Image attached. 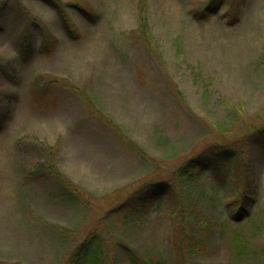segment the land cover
Returning <instances> with one entry per match:
<instances>
[{
  "label": "rangeland",
  "instance_id": "374dc122",
  "mask_svg": "<svg viewBox=\"0 0 264 264\" xmlns=\"http://www.w3.org/2000/svg\"><path fill=\"white\" fill-rule=\"evenodd\" d=\"M0 121V264H264V0H0Z\"/></svg>",
  "mask_w": 264,
  "mask_h": 264
},
{
  "label": "trees",
  "instance_id": "16d2710c",
  "mask_svg": "<svg viewBox=\"0 0 264 264\" xmlns=\"http://www.w3.org/2000/svg\"><path fill=\"white\" fill-rule=\"evenodd\" d=\"M218 7L217 5L211 3V5L203 12L204 18L208 19L213 13L217 11ZM66 24L68 21L66 20ZM69 25V24H68ZM1 121H0V130H1ZM264 130H261V132ZM221 165V160L214 158L213 160L208 158H203L202 156L198 158L191 159L182 169L181 171V177H187L188 179H191L196 175V172L203 171V170H217L218 167ZM159 192H165L164 185H159L157 191ZM245 209L240 210L239 214L237 216H240L243 214ZM240 250L239 248H237ZM239 252V251H238ZM85 260L87 264H101L99 258L96 256V249L95 246L90 247L88 251L85 252Z\"/></svg>",
  "mask_w": 264,
  "mask_h": 264
}]
</instances>
